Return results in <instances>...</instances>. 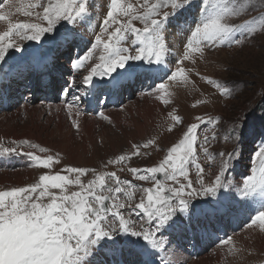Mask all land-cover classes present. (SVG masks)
Listing matches in <instances>:
<instances>
[{"label":"snow or ice","instance_id":"6c2138e0","mask_svg":"<svg viewBox=\"0 0 264 264\" xmlns=\"http://www.w3.org/2000/svg\"><path fill=\"white\" fill-rule=\"evenodd\" d=\"M5 5H9L8 11L2 10ZM12 8L15 13L39 22L14 23ZM106 8L97 25L99 31L94 34V40L89 41L90 48L84 56L72 60L71 67L76 71L84 68L97 50L98 62L80 84L74 78L69 81L72 88L84 96L94 95L97 102L105 90L119 89L126 79L134 76L136 79L141 75L156 78L164 73L161 79L187 85L190 80L183 67L185 61L195 64L197 57L205 58L206 49L242 47L258 32L264 33V0H136L135 3L109 0ZM92 13L90 0H19L18 4L13 0H0V21L7 22V30L0 31V73L7 75L3 66L12 58V53L19 52L22 57L24 49L16 43L17 39L42 45L50 41L66 47L70 54L77 46V37L82 39L81 28L91 24ZM242 16L252 18L242 23L233 22V18ZM174 35L181 38L182 52L170 40ZM170 61H174V67H170ZM203 79L216 84L223 95H231V90L219 81L207 76ZM153 91L160 93L158 99L164 105L171 103L167 83H159ZM79 102L77 95L66 102V110L73 117L71 124L77 132L80 129L77 117L82 111ZM201 103L203 101H196L197 105ZM97 115L109 119L103 110ZM168 116L172 121L169 132L176 124L183 123L175 110ZM195 119L197 122L187 126L182 138L168 147L159 163L128 167L132 179H122L116 171L98 172L95 168L65 165L61 172L67 174L45 172L33 184L0 191V264H95L106 245L112 246L109 252L113 256L121 251L116 239L121 236L128 238L133 250L140 254V264H173L168 255L171 242L166 233L177 226L180 214L190 221L202 213L219 211L215 206L207 210L193 204L197 197H217L218 194L224 200H235L238 195L243 198L239 202L258 205L252 208L255 216L248 227L257 226L264 231V144L254 153L250 174L241 185L233 192L221 191L232 187L226 178L236 153L210 152L211 142L217 139L216 131H211L210 135L204 131L201 135V125L215 127L219 117L197 116ZM242 128L243 124H234L230 136L238 138ZM12 144L15 146L4 147L0 140V154H22L30 158L33 166L44 169L60 163V153L39 155L37 150L39 153H51V150L28 139L13 140ZM24 146L31 150L24 151ZM150 146L159 150L156 138L132 144L130 152L108 159L103 167L126 166L134 157L149 155L142 149ZM198 149L209 161L220 159L218 173L209 185L205 184ZM192 167L199 177L198 186H193L190 179ZM89 174L91 179H82ZM72 186L76 190H72ZM137 193L140 194L138 200ZM132 216L141 221L139 230ZM131 237L137 239L133 241ZM231 242L232 237L222 241L223 244Z\"/></svg>","mask_w":264,"mask_h":264},{"label":"rangeland","instance_id":"374dc122","mask_svg":"<svg viewBox=\"0 0 264 264\" xmlns=\"http://www.w3.org/2000/svg\"><path fill=\"white\" fill-rule=\"evenodd\" d=\"M25 2H29V0H25ZM90 2L93 6L92 14L94 20H92L93 22L97 20L98 25L106 13V4L109 0H90ZM132 2L135 3L136 0H132ZM13 3L18 4L19 0H13ZM8 9L9 5H5L2 10L8 11ZM12 13L11 19L14 23L19 21L39 22L34 18L24 17L22 14L15 13L14 8H12ZM255 15L256 13H252V16ZM252 16L233 18V22L242 23L246 19H251ZM135 23H137V26H141L139 22ZM6 30L7 22L0 21V31ZM80 31L84 33V36L86 33L88 35V38L84 40L77 37V41L81 40V44L78 46L80 55L84 56L91 46L89 41L94 40V36L92 32L87 31L86 27L81 28ZM98 31L97 27L95 34ZM170 31L175 32V29H170ZM170 40L175 42L180 52L183 51L180 48L181 38L178 39L174 35L170 37ZM16 43L24 49L22 57L19 52L12 53V58L3 66L7 75L0 73V117L2 113H6L5 120H3L6 125L3 126L2 132H9V137L2 139L3 145L4 147H14L15 145L12 144L13 140L28 139L32 143L51 150V153H39L37 150L39 155L60 153V163L54 164L51 169H44L33 166L30 158L22 154L18 155L24 159L21 161L17 157L11 158L10 155L6 154L9 162L13 165L8 167L0 166V191L33 184L45 172L50 174L61 172L65 164L95 168L98 172L116 171L117 175L122 179H132L131 174L127 171L128 167L153 166L159 163L166 155L168 147L182 138L187 126L197 122L195 119L197 116L205 119L209 116L213 118L219 117V123L215 127L208 125L205 128L204 125H201V135L204 131H207L209 135L213 130L217 133V139L211 142L210 152L218 153L222 151L227 154L235 151L236 153V159H234L226 178L232 187L221 191L233 192L236 187L241 185L244 177L250 174L252 157L264 144V140H261L264 137L262 135L264 133V33L258 32L254 38L249 39L242 47L206 49L205 58L201 60L197 57L195 64L191 61H185L183 67L190 80L187 85L176 82L168 83L167 80L163 81L168 84V91L171 93L168 97L171 103L168 105H164L158 99L160 93L153 91L159 83L155 87L150 83L142 91L130 93L125 102L118 105L119 107H102L100 110L104 111L109 118L108 120L103 119L97 113L90 116L81 113L77 117L80 124L79 132L72 126L71 121L69 122V119L73 117L69 116L67 110H62L58 116L56 112L51 111L48 107L36 103L31 104L30 100L22 98L23 92L21 93L20 89H26L33 74L30 64L39 60L35 58V61H32L30 56L38 46L40 47L34 51V54L41 55L47 47L45 45L47 42L42 45L41 42L17 39ZM98 55L99 50L94 54L92 60L86 62V67L74 76L76 82H80L83 76L88 74L91 67L98 62ZM72 60L69 62L71 63ZM170 62V66H175L174 61ZM197 66L204 70L209 67L207 71L211 73H205V75L201 76L197 75L193 71ZM205 76L211 77L212 80L219 81L220 85L229 88L231 95H223L216 84L209 83L203 79ZM145 78L148 79V77ZM6 90L9 91L11 96L10 104L9 97L5 96L4 106L8 108L9 105L8 111L3 109L2 102V93ZM198 100L203 101V103L197 105L196 101ZM157 103L161 105L160 111L162 113L158 111L159 106ZM52 108L55 109V107ZM173 110H175V114L183 118V123L176 124L174 130L169 132L168 128L172 121L168 113L173 112ZM234 124H243L238 138L230 136V130ZM13 132L18 135V139L13 138ZM225 136H229V139L225 140ZM151 138L157 139L159 150L156 146H150L148 149H142V152H148L149 155L134 157L129 161V165H109L106 169L103 167L113 155L130 152L132 144H143ZM83 149H87L89 152L85 153ZM30 150L27 146H24V151ZM198 152L200 163L204 167L205 184L209 185L214 182L215 175L218 173L220 159L217 157L215 160L209 161L202 151L198 149ZM241 165H245V172L235 168H239ZM121 167H124L125 170L120 171ZM239 173H241L240 176ZM61 174L67 173L61 172ZM7 176L8 180L5 181L4 177ZM86 177L92 178L91 174ZM190 179L193 181V186H198L199 177L194 167L190 168ZM2 181L3 183H1ZM19 181L22 183L17 184ZM134 183L147 184L140 181H134ZM72 190H76L75 186ZM139 195L137 193V200ZM218 197L219 194L217 197H197L193 201V203L198 202L195 204L197 208H204L207 205L209 207L207 210L212 209L213 206L220 208V210L217 212L209 211L207 214L202 213L199 221L198 219H193L192 222L199 224L202 229L205 227L209 228L211 233L213 232L212 229H214L218 233L224 231L226 235L221 237L220 234L213 232L212 235H218V237L213 238L211 236V239H209L208 231L203 232L196 224L190 226V231L196 233L195 237L198 246H200V234L205 237V239H202V245L205 247H200V252H197L195 247L188 248L190 252L185 247H180L179 249L170 240V248L173 250H169V252L172 254L170 259L173 264H264V231H261L257 226L249 228L248 225L250 223L237 225L235 223L236 215L232 217V225H230V220L226 218H229L230 215L232 216L233 212L226 211L222 203L217 204ZM237 197L238 200L242 198L238 195ZM205 201H208V203H205ZM199 202H202V204ZM214 202H216V205H213ZM239 205L243 207V210L250 208L248 203H239ZM255 207H258V205ZM218 215L223 216L225 221L223 224L220 222L221 219L217 218ZM210 216L215 223L205 226ZM131 218L137 221L136 230H139L141 221L136 216ZM234 226L236 227L234 228ZM179 235L183 238V240L180 239V244L184 245L187 236L183 235L181 230L177 236ZM228 237H232L231 244H223L222 241L227 240ZM131 238L137 239L135 237ZM176 238L174 237V239ZM212 240L217 242H212ZM196 242L194 246H196ZM188 246L190 247V243ZM229 249H232V251H229ZM236 249H239V251H236ZM201 250H203L202 253ZM128 251V260L132 262L131 264L141 260V256L135 260L131 254L133 249L130 241H128ZM193 251L196 253L191 255ZM176 255L180 256L176 257Z\"/></svg>","mask_w":264,"mask_h":264},{"label":"bare ground","instance_id":"6f19581e","mask_svg":"<svg viewBox=\"0 0 264 264\" xmlns=\"http://www.w3.org/2000/svg\"><path fill=\"white\" fill-rule=\"evenodd\" d=\"M94 20V19H93ZM93 20L91 21V24H90V26H93ZM176 37L178 38V39H180V36L179 35H176ZM222 52V51H221ZM206 56V55H205ZM207 60V59H206ZM231 62V61H230ZM170 65H171V62H170ZM193 70V69H192ZM207 70H209V67H208V69ZM207 70H204L203 68H201V67H196L193 71L195 72V73H199V75L201 76V75H205V73H211L210 71H207ZM214 79V78H213ZM171 81H168V83H170ZM172 84V83H171ZM173 89V88H172ZM179 91V90H178ZM39 105V104H38ZM41 105V104H40ZM157 105L159 106V110L158 111H160L161 110V105L159 104V103H157ZM43 106H46V107H48L51 111H54V112H56L57 113V115L59 116L60 115V112L62 111V110H66V105L64 104V103H60V104H46V105H43ZM52 107H55V109H53ZM25 108V107H24ZM33 108H35L34 106H33ZM37 109H38V107H36ZM36 109V110H37ZM57 109H59V111H57ZM161 112V111H160ZM31 113V112H30ZM162 113V112H161ZM163 115V114H162ZM164 116V115H163ZM5 117H6V113H2V116L0 117V140H2V139H4V138H6V137H9L8 135V131H4V133L2 132V129H4L3 128V126H5L6 124L5 123H3V120H5ZM168 117V116H167ZM2 120V121H1ZM163 121V120H162ZM6 123H8L7 121H6ZM161 124V123H160ZM144 125H146V124H144ZM143 125V126H144ZM13 134V135H12ZM11 135L13 136V138H15V139H18L19 137H17L18 135H15V133L13 132ZM6 143V142H5ZM4 146V145H3ZM7 147V146H6ZM83 152H85V153H87V152H89L87 149H83ZM15 174V173H14ZM30 175V174H29ZM5 176V175H4ZM22 177H24V176H22ZM21 178V177H20ZM4 180L5 181H7L8 180V176L7 177H4ZM10 180V179H9ZM12 181V180H11ZM18 181V180H17ZM33 181V180H32ZM13 182V181H12ZM21 181H19V182H17V184H21L20 183ZM1 183H3V181L1 182ZM177 238L176 239H174V240H172L173 242H174V245H176L179 249H180V247H186V244H184V245H181L180 244V239L181 240H183V238H182V236L181 235H179V236H176ZM185 243H186V240H185ZM170 251L171 250H173L172 248H170L169 249ZM176 252H178V251H176ZM163 255V254H162ZM168 255H169V258H170V256L172 255V254H170V252H168ZM174 256V255H173ZM180 255H176V257H179ZM176 257H173V258H176ZM222 257V256H221Z\"/></svg>","mask_w":264,"mask_h":264}]
</instances>
